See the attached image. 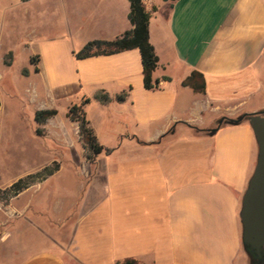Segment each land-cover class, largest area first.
<instances>
[{
    "label": "crops",
    "instance_id": "crops-1",
    "mask_svg": "<svg viewBox=\"0 0 264 264\" xmlns=\"http://www.w3.org/2000/svg\"><path fill=\"white\" fill-rule=\"evenodd\" d=\"M142 2L151 12L148 32L158 58L152 75L159 82L157 89L143 87L138 50L81 60L70 52L71 70L58 71L56 46L48 54L52 69L46 76L47 89L58 82L63 95H76L79 103L89 98L86 118L96 136L103 127L111 131L118 124L113 137L150 152L141 159L139 188L165 193L166 203L143 208L142 243L153 244L152 249L154 244L161 245L165 235L170 244L169 264H250L241 242L239 213L256 164L252 130L247 121L222 124L211 135L196 130H211L221 119L264 111V0ZM54 9L64 32L75 29L87 36L84 44L113 40L131 29L128 0H56ZM41 60L40 56L39 64ZM192 71L203 75V94L182 86ZM100 91L110 102L94 100ZM122 92L127 97L119 103L115 98ZM92 106L99 120L90 117ZM177 146L179 155L160 153ZM198 160L201 168L195 167ZM180 172L188 173L190 179L177 182L183 177ZM196 176L204 179L194 181ZM94 210L78 204L74 209L72 239L76 246L92 243L93 252L86 257L70 249V239L55 246L57 253H22L12 246L11 255L0 264H116L120 259L115 252L129 239L130 228L111 222L105 232L97 220L88 222ZM103 235L105 241L96 248Z\"/></svg>",
    "mask_w": 264,
    "mask_h": 264
},
{
    "label": "rangeland",
    "instance_id": "rangeland-1",
    "mask_svg": "<svg viewBox=\"0 0 264 264\" xmlns=\"http://www.w3.org/2000/svg\"><path fill=\"white\" fill-rule=\"evenodd\" d=\"M55 1L0 0V190L8 188L10 181L34 174L45 166L53 163L58 166L53 175L35 182L15 197L0 194V260L11 255L12 246L22 253L52 252L57 249L56 245L69 242L78 204L95 208L88 222L97 220L105 232L111 222L116 227L129 226V239L126 237L121 250L115 252L119 261L135 258L144 263L169 264L170 244L165 235L161 245L154 244L150 249L153 244L142 243L139 234L145 220L143 208L149 203H166L165 193L139 188L141 159L150 152L134 142L113 137V130L120 129L118 124H113L111 131L102 126L99 136L94 133L98 143L113 149L112 152L109 155L102 152L93 163H88L78 131L66 118L69 105L80 104V98L63 95L58 82L51 83L47 89L45 80L52 69L48 54L52 46L57 47L60 55L55 69L71 70L70 52L76 59L75 54L85 45L87 37L75 29L64 32L54 9ZM9 52L12 64L7 67L3 62ZM35 55L42 57L40 64L37 63L39 74L34 73L29 63ZM23 70H27L29 77H23ZM50 108L57 115L44 124H37L34 112ZM88 112L92 119H98L97 108L89 107ZM178 148L159 149L164 155H179ZM203 155L202 151L200 156ZM195 165L201 168L202 161ZM187 174L177 182L188 181ZM202 179L203 176H196L194 181ZM105 238V235L99 237L95 247ZM72 242L73 252L84 257L93 252L90 242L86 246H76L74 239Z\"/></svg>",
    "mask_w": 264,
    "mask_h": 264
},
{
    "label": "trees",
    "instance_id": "trees-1",
    "mask_svg": "<svg viewBox=\"0 0 264 264\" xmlns=\"http://www.w3.org/2000/svg\"><path fill=\"white\" fill-rule=\"evenodd\" d=\"M22 3H26L30 0H19ZM130 4V11L128 14V20L131 24V29L117 36L113 40H92L87 42L79 52L75 54L77 60L100 56V55H112L129 50H138L141 59L142 67V82L145 90H154L158 88L159 82L153 80L152 75L157 68L158 58L154 52V48L149 42L148 25L151 17V12L147 11L143 5L142 0H128ZM175 1V0H170ZM39 62V56L35 55L30 58L29 63L34 67V73L39 72L37 63ZM4 65L9 67L12 64V53L9 52L4 59ZM23 76H27V70L22 71ZM168 81V78L164 79ZM182 86L190 88L194 93L203 94L205 91V81L203 75L197 71H192L190 75L183 80ZM127 97V92H122L116 96V101L121 103ZM94 100L106 104L110 102V98L104 92H97L94 96ZM90 102L89 98H83L80 104H72L67 108L66 118L70 122L75 123L78 128V136L86 150L85 159L88 163H93L95 159L105 152L109 155L113 149L105 148L100 145L94 134L93 129L89 125V121L86 118L84 106ZM264 112V111H263ZM57 115V111L53 108L37 110L34 113V121L37 124H44L48 120L54 118ZM239 118V117H238ZM245 121V120H244ZM220 120L216 123L215 127H220L222 124L236 125L240 122H231L225 118L219 125ZM196 132H202L207 135H211L210 130H196ZM57 164L53 163V166H45L40 171L34 174H28L24 178H19L12 183L8 188L0 190V194L3 196L15 197L35 182L44 181L57 171ZM2 196H0V199ZM247 254L250 264H254L257 260V256L248 247H243ZM116 264H141L139 261L128 258L123 261H118Z\"/></svg>",
    "mask_w": 264,
    "mask_h": 264
},
{
    "label": "water",
    "instance_id": "water-1",
    "mask_svg": "<svg viewBox=\"0 0 264 264\" xmlns=\"http://www.w3.org/2000/svg\"><path fill=\"white\" fill-rule=\"evenodd\" d=\"M227 120L229 123L247 121L256 142V164L241 199L239 218L243 247H248L258 257L259 261L254 264H264V112ZM217 129L210 131L214 133Z\"/></svg>",
    "mask_w": 264,
    "mask_h": 264
},
{
    "label": "flooded vegetation",
    "instance_id": "flooded-vegetation-1",
    "mask_svg": "<svg viewBox=\"0 0 264 264\" xmlns=\"http://www.w3.org/2000/svg\"><path fill=\"white\" fill-rule=\"evenodd\" d=\"M258 261H259V259H258V257H257V260H256V262H258ZM256 262H255V263H256Z\"/></svg>",
    "mask_w": 264,
    "mask_h": 264
}]
</instances>
